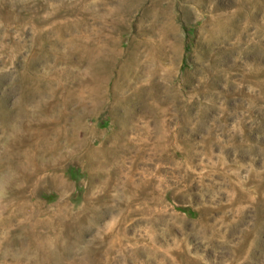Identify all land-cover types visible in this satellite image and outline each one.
<instances>
[{
	"label": "rangeland",
	"instance_id": "rangeland-1",
	"mask_svg": "<svg viewBox=\"0 0 264 264\" xmlns=\"http://www.w3.org/2000/svg\"><path fill=\"white\" fill-rule=\"evenodd\" d=\"M195 262L264 264V0H0V264Z\"/></svg>",
	"mask_w": 264,
	"mask_h": 264
},
{
	"label": "bare ground",
	"instance_id": "bare-ground-1",
	"mask_svg": "<svg viewBox=\"0 0 264 264\" xmlns=\"http://www.w3.org/2000/svg\"><path fill=\"white\" fill-rule=\"evenodd\" d=\"M125 6V5H124ZM130 9V8H129ZM125 11V10H124ZM159 18V17H158ZM70 29V28H69ZM233 32V31H232ZM222 37V36H221ZM224 37V36H223ZM175 38H176V36H175ZM216 38V37H215ZM106 40V39H105ZM134 42V41H133ZM109 44V43H108ZM174 44V43H173ZM111 45V44H110ZM99 47V46H98ZM111 47H112V45H111ZM214 47V46H213ZM15 48V47H14ZM105 48V47H104ZM110 49V48H109ZM253 52V51H252ZM106 54V53H105ZM132 54V53H131ZM108 55V54H107ZM103 56V55H102ZM109 56V55H108ZM130 57V56H129ZM108 60V59H107ZM148 61V60H147ZM211 65V64H210ZM172 76V75H171ZM103 83V82H102ZM99 85V84H98ZM102 86V85H101ZM100 88V87H99ZM104 88V87H103ZM103 92V91H102ZM141 92V91H140ZM156 92V91H155ZM105 95V94H104ZM96 96V95H95ZM90 97V96H89ZM141 98V97H140ZM153 98V97H152ZM182 98V97H181ZM176 100V99H175ZM174 101V100H173ZM176 102V101H175ZM180 106V105H179ZM154 107V106H153ZM175 107V106H174ZM177 110H178V108H177ZM166 112V111H165ZM176 112V111H175ZM170 113V112H169ZM174 115V114H173ZM6 116V115H5ZM128 117V116H127ZM173 118V117H172ZM123 120V119H122ZM171 121V120H170ZM125 122V121H124ZM157 125H158V123H156ZM127 125V124H126ZM153 125V124H152ZM129 127V126H128ZM123 130V129H122ZM161 130V129H160ZM127 131H129V130H127ZM166 131V130H165ZM197 131V130H196ZM119 132V131H118ZM122 131H120V133H121ZM149 132V131H148ZM183 132H185V131H183ZM117 133V132H116ZM175 133V132H174ZM174 133H173V135H174ZM181 133V132H180ZM126 134V133H125ZM124 134V135H125ZM115 135V134H114ZM123 134L121 133V136H122ZM176 135V134H175ZM181 135V134H180ZM143 136H144V134H143ZM114 137V136H113ZM122 137H124V136H122ZM179 137V136H178ZM112 138V137H111ZM115 139H116V136L114 137ZM114 138H112V139H114ZM119 139H120V137H118ZM162 138H163V136H162ZM93 139V138H92ZM111 139V140H112ZM120 140H122V139H120ZM151 140V139H150ZM113 141H115V140H113ZM112 141V142H113ZM123 142H124V140H122ZM154 141V140H153ZM159 141V140H158ZM88 143V142H87ZM108 143V142H107ZM116 143V142H115ZM115 143H113V144H115ZM119 143V142H118ZM136 143V142H135ZM120 144V143H119ZM125 144V143H124ZM124 144H122V145H124ZM116 145H117V143H116ZM121 145V144H120ZM175 145V144H174ZM78 146V145H77ZM110 146V145H109ZM114 146V145H113ZM118 146V145H117ZM119 147V146H118ZM123 147H125V146H123ZM127 147V146H126ZM126 147H125V149H126ZM110 148H111V146H110ZM116 148V147H115ZM120 149H121V147H119ZM130 148V147H129ZM155 148V147H154ZM88 149V148H87ZM106 149V148H105ZM104 149V150H105ZM119 149V150H120ZM124 149V150H125ZM156 149V148H155ZM77 150V149H76ZM82 150V149H81ZM116 150V149H115ZM114 150V151H115ZM124 150L122 149V151H123V153H124ZM128 150V149H127ZM88 151V150H87ZM96 151V150H95ZM116 151H118V150H116ZM115 151V152H116ZM126 151V150H125ZM101 152V151H100ZM86 153V152H85ZM104 153H105V151H104ZM116 153H118V152H116ZM127 153V152H126ZM108 154H109V152H108ZM111 154V153H110ZM119 154H121V153H119ZM75 155V154H74ZM84 154H82V156H83ZM97 155V154H96ZM106 155V154H105ZM113 155V154H112ZM53 156V155H52ZM101 156H102V153H101ZM110 156V155H109ZM114 156H115V154H114ZM114 156H112V157H114ZM121 156V155H120ZM91 157V156H90ZM108 157V156H107ZM95 158V157H94ZM97 158V157H96ZM115 158V157H114ZM118 158V156H116V160H118L117 159ZM65 159V158H64ZM100 159V158H99ZM114 160V159H113ZM116 160H114V161H116ZM121 160V159H120ZM64 161V160H63ZM88 161V160H87ZM106 161V160H105ZM110 161V160H109ZM109 161H107V163L109 162ZM106 163V164H107ZM114 163V162H113ZM94 164V163H93ZM116 164H117V162H116ZM120 165H122V163L120 164ZM93 166H95V165H93ZM98 166H99V163H98ZM107 166V165H106ZM109 166V165H108ZM112 166V165H111ZM115 166V165H114ZM124 166V165H123ZM102 167V166H101ZM116 167V166H115ZM95 168V167H94ZM100 169V168H99ZM104 169H106V168H104ZM127 169V168H126ZM188 170V169H187ZM119 172V171H118ZM48 173V172H47ZM96 173H98V172H96ZM127 173V172H126ZM99 174V173H98ZM129 174V173H128ZM127 174V175H128ZM97 175V174H96ZM100 175V174H99ZM98 175V176H99ZM101 176V175H100ZM134 176V175H133ZM193 176V175H192ZM103 177H104V175H103ZM102 177V178H103ZM140 177V176H139ZM128 178H130V177H128ZM142 178V177H141ZM144 178V177H143ZM192 178V177H191ZM105 180V179H104ZM132 180V179H131ZM140 178H139V180H138V182H140ZM134 181V180H133ZM137 182V183H138ZM170 184V183H169ZM138 185V184H137ZM129 186H130V189H129V194H131V199L132 200H130V203L134 200V199H136V198H133L134 197V195L132 194V192H133V190H134V187H135V184L134 183H129ZM139 186V185H138ZM157 186V185H156ZM252 186V185H251ZM96 187V186H95ZM109 187V186H108ZM159 187V186H158ZM151 188V187H150ZM160 188V187H159ZM259 188H260V186L259 185H255V188L253 189V191L254 192H256V191H258L259 190ZM95 189V188H94ZM146 188L145 187H141L140 189H139V193H138V200H140V201H143L144 199H146L145 198V194H146V190H145ZM149 192H151V191H149ZM166 192V191H165ZM184 193V192H183ZM193 195V194H192ZM103 196V195H102ZM155 196V195H154ZM114 197V196H113ZM120 197V196H119ZM137 197V196H136ZM153 197V196H152ZM109 198V197H108ZM112 199V198H111ZM110 199V200H111ZM117 199V198H116ZM149 199H151V198H149ZM158 199V198H157ZM255 199V198H254ZM257 199V198H256ZM137 200V199H136ZM155 200V199H154ZM160 200V199H159ZM245 200V199H244ZM247 200V199H246ZM253 199L252 198H248V202H250V201H252ZM115 201V200H114ZM117 201V200H116ZM139 201V202H140ZM151 201H153V200H151ZM254 201V200H253ZM123 202V201H122ZM136 202V201H135ZM147 202H149V200L147 201ZM101 203V202H100ZM124 203V202H123ZM150 203V202H149ZM153 204V203H152ZM35 205V204H34ZM105 205V204H104ZM131 205V204H130ZM147 205V204H146ZM227 205V204H226ZM88 206V205H87ZM134 206V205H133ZM138 206V205H137ZM140 206V205H139ZM102 207V206H101ZM99 208H100V206H99ZM132 208V207H131ZM146 208V207H145ZM102 210V209H101ZM112 210V209H111ZM130 210V209H129ZM128 210V211H129ZM134 209H132L131 211H133ZM202 210H203V213L205 214V216L198 222L199 224H200V226H201V233L203 234V235H206V234H210L211 235V238H213L214 239V237H220L221 235H222V230H221V225L223 224V225H226L227 224V220L225 219V218H221L220 220H219V223H211V209L209 208V207H206V206H203L202 207ZM237 210H239V208L237 209ZM21 211V210H20ZM32 210H30L29 212H31ZM62 211V210H61ZM69 211V210H68ZM88 211H89V209H88ZM105 211H107V210H105ZM117 211V210H116ZM135 211H137V210H135ZM147 211V210H146ZM153 211V210H152ZM151 211V212H152ZM85 212V211H84ZM108 212V211H107ZM109 212H110V209H109ZM108 212V213H109ZM164 212V211H163ZM23 213V212H22ZM33 213V212H32ZM37 213V212H36ZM87 213V212H86ZM120 213V212H119ZM142 213H144V212H142ZM155 213V212H154ZM227 213V212H226ZM237 213H239V212H237ZM31 214V213H30ZM105 214V213H104ZM122 214V213H121ZM18 215H20V214H18ZM25 215L26 214H24V217H25ZM28 215V214H27ZM35 215V214H34ZM82 215V214H81ZM85 215V214H84ZM99 214H97V216H98ZM128 214H126V216H127ZM135 215H137V213L135 214ZM241 215V214H240ZM30 216V215H29ZM69 216V215H68ZM108 216V215H107ZM156 216H157V214H156ZM177 216V215H176ZM218 216V215H217ZM222 216V215H221ZM23 217V218H24ZM146 217H147V215H146ZM223 217V216H222ZM241 217V216H240ZM30 218V217H29ZM56 218V217H55ZM96 218H98V217H96ZM143 218H145V217H143ZM143 218H142V220H143ZM219 218H220V216H219ZM24 219H28V218H24ZM112 219V218H111ZM121 219H122V217H121ZM132 218H130V220H131ZM156 219V218H155ZM239 219V218H238ZM29 220V219H28ZM120 220V218L118 219V221ZM241 220V219H240ZM123 221V220H122ZM150 221H152V220H150ZM149 221V222H150ZM158 221H160V219H157L156 221H152V222H150L149 224L152 226L151 227V229L150 230H152V232L151 233H153V231H154V229H155V224L158 222ZM212 221H214L213 219H212ZM136 222V221H135ZM139 222V221H138ZM141 222H143V221H141ZM239 223V222H238ZM119 224V223H118ZM117 225V224H116ZM115 225V226H116ZM162 226V225H161ZM234 227V226H233ZM52 228V227H51ZM116 228V227H115ZM144 228V227H143ZM198 228V227H197ZM113 234V233H112ZM57 235V234H56ZM100 235H101V233H100ZM106 235V234H105ZM155 235V234H154ZM112 236V235H111ZM106 237V236H105ZM100 238V237H99ZM57 240V239H56ZM152 240H153V237H152ZM151 241V240H150ZM153 243L155 242V241H152ZM150 250V249H149ZM150 251H152V254H156V253H158V251H156L155 249H153V247H152V249L150 250ZM144 252V251H143ZM243 252H245V248L243 249V251H242V253L241 254H243ZM240 254V255H241ZM134 257V256H133ZM86 258V257H85ZM88 258V257H87ZM134 258H138V257H134ZM149 258H158V257H149ZM234 258V257H233ZM241 257H236V259H240ZM98 259V258H97ZM106 259V258H105ZM104 260V259H103ZM109 260V259H108ZM200 260V259H199ZM150 261V260H149ZM98 262V261H97ZM105 262V261H104ZM56 263V262H55ZM60 263V262H59ZM104 264V263H103ZM109 264V263H108ZM195 264H197L196 262H195Z\"/></svg>",
	"mask_w": 264,
	"mask_h": 264
}]
</instances>
